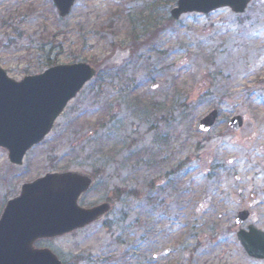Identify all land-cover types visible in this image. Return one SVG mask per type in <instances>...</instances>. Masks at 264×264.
<instances>
[{
  "label": "rangeland",
  "instance_id": "374dc122",
  "mask_svg": "<svg viewBox=\"0 0 264 264\" xmlns=\"http://www.w3.org/2000/svg\"><path fill=\"white\" fill-rule=\"evenodd\" d=\"M175 4L76 0L60 18L51 0H0L11 79L47 59L96 69L22 166L0 148V213L22 183L65 170L94 174L81 207L111 201L102 221L36 244L64 264H264L236 238L248 224L264 231V0L170 21Z\"/></svg>",
  "mask_w": 264,
  "mask_h": 264
},
{
  "label": "water",
  "instance_id": "95a60500",
  "mask_svg": "<svg viewBox=\"0 0 264 264\" xmlns=\"http://www.w3.org/2000/svg\"><path fill=\"white\" fill-rule=\"evenodd\" d=\"M59 17L68 15L76 0H52ZM251 0H177L170 15L207 14L221 7L244 12ZM85 62L58 64L39 74L15 81L0 68V147L7 150L10 164L21 166L27 151L41 142L81 89L95 76ZM211 111L199 122L207 131L217 118ZM240 116L229 126L239 130ZM93 184L91 175L78 171L50 172L23 183L18 195L9 199L0 214V264H62L47 248H36L39 240L54 239L83 228L107 214L111 205L101 203L85 209L79 197ZM264 192V190H263ZM249 216L238 213L235 222ZM237 239L248 256L264 259V232L253 225L240 229Z\"/></svg>",
  "mask_w": 264,
  "mask_h": 264
},
{
  "label": "trees",
  "instance_id": "16d2710c",
  "mask_svg": "<svg viewBox=\"0 0 264 264\" xmlns=\"http://www.w3.org/2000/svg\"><path fill=\"white\" fill-rule=\"evenodd\" d=\"M169 20L171 21V18H169ZM131 22L132 23H135L136 21L135 20H131ZM137 23V22H136ZM134 25V24H133ZM145 27V26H144ZM143 27V28H144ZM135 28L133 27L132 29H131V33H130V36L132 37V40L134 39V40H136L138 37L135 35ZM54 64H56L55 63V60H52V61H50L49 59H47V63H46V66L48 67V66H51V65H54Z\"/></svg>",
  "mask_w": 264,
  "mask_h": 264
}]
</instances>
